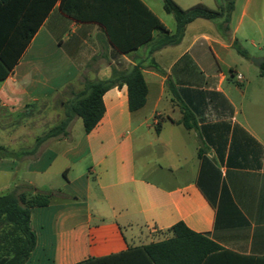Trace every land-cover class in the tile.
<instances>
[{
  "label": "crops",
  "instance_id": "0c3cea01",
  "mask_svg": "<svg viewBox=\"0 0 264 264\" xmlns=\"http://www.w3.org/2000/svg\"><path fill=\"white\" fill-rule=\"evenodd\" d=\"M141 1L175 31L162 17L163 0ZM250 1L242 3L227 37L216 22L196 19L178 45L153 53L159 30L123 51L104 26L65 14L59 1L54 5L0 81V119L3 113L24 114L71 86L68 101L86 81H107L113 69L123 72L136 64L148 93L145 105L130 112L127 86H114L104 93V115L90 133L71 137L72 121L67 135L38 157L0 159V177L14 182L0 188L6 190L0 196L53 193L49 205L30 210L36 245L25 264H78L160 242L178 222L224 250L264 255V84L257 80L252 87L249 66L238 73L225 61ZM143 18L123 20L115 35L121 44L133 43V24L140 27L137 38L147 35ZM184 111L192 128L182 123ZM85 159L88 171L71 177Z\"/></svg>",
  "mask_w": 264,
  "mask_h": 264
},
{
  "label": "trees",
  "instance_id": "16d2710c",
  "mask_svg": "<svg viewBox=\"0 0 264 264\" xmlns=\"http://www.w3.org/2000/svg\"><path fill=\"white\" fill-rule=\"evenodd\" d=\"M58 1L60 9L76 20L94 21L104 26L110 40L123 51L132 50L151 40L153 31L159 30L162 35L155 42L151 53L167 46L178 45L187 25L196 19L216 22L218 31L223 37H227L231 13L235 7L234 0H225L217 9L202 3L184 9L174 0H163L164 11L171 14L176 23L175 31L170 32L141 0H0V81L8 77ZM140 14L146 15L143 25L147 35L137 38L140 27L138 23L133 24L129 29L135 36L133 43L121 44L115 35L122 28L123 20L131 16L139 18ZM232 46L242 57L249 58L237 41ZM153 66L158 70L155 64ZM259 74L264 78V62L260 66ZM123 84L127 86L130 112L141 109L146 103L148 93L141 65L136 64L123 72L113 69L112 76L107 81L85 82L84 90L65 103L64 120L44 136L38 137L35 148L49 138L66 136L68 126L76 118L82 120L84 132L90 133L104 115V93ZM182 123L186 128L194 125L187 111L183 113ZM11 155L13 154L0 146V159ZM52 198V192L40 191L29 198L25 192H10L0 196V264L26 263L36 245V234L30 226V210L33 207L49 205ZM170 232L172 236L169 239L130 247L116 254L90 258L78 264H207L209 260L216 258L225 260L222 263L226 264H264V255L242 256L224 250L204 235L190 230L183 222L174 224ZM229 258H234L235 261H228L232 260Z\"/></svg>",
  "mask_w": 264,
  "mask_h": 264
},
{
  "label": "rangeland",
  "instance_id": "374dc122",
  "mask_svg": "<svg viewBox=\"0 0 264 264\" xmlns=\"http://www.w3.org/2000/svg\"><path fill=\"white\" fill-rule=\"evenodd\" d=\"M182 8L188 9L198 4V0H174ZM204 5L209 8L217 9L219 5L224 4L225 0H201ZM246 0H234V10L231 13V20L229 22V30L234 27L240 17V11L242 3ZM162 17L168 27L174 30L176 23L174 17L171 14H167L162 11ZM251 18L258 20V24H252ZM238 45L244 49L249 58L241 57L237 50L233 47L229 56H226L225 61L237 69L238 73H243L242 67L249 66L247 72L248 77L252 81V87L257 84V80L264 84V78L258 77L260 73V67L252 62L253 58H264V0H251L247 15L243 19V23L239 28L236 35ZM237 73V74H238ZM236 74V75H237ZM75 91L74 87L66 86L60 92L52 97L41 100L40 102L31 105L27 112L20 115H9L3 113V119H0V144L10 152L11 157L17 156L19 159L36 158L46 147L48 148L54 142L62 139L64 136L59 135L42 142L35 150H32L37 142L38 137L44 136L50 129L59 125L65 118V103L70 97L71 92ZM64 103V104H63ZM84 134L83 123L80 118L74 120V133L71 137H80ZM9 158V157H5ZM90 165L89 159H85L79 169H75L71 177L76 176L80 171H88ZM22 171V168L20 169ZM23 173H20L22 176ZM61 178H63L61 176ZM13 181L4 182V179L0 177V188L6 185H13ZM6 190L0 191V195L5 193ZM39 236L46 234L45 229L38 230ZM38 252V251H37Z\"/></svg>",
  "mask_w": 264,
  "mask_h": 264
},
{
  "label": "water",
  "instance_id": "95a60500",
  "mask_svg": "<svg viewBox=\"0 0 264 264\" xmlns=\"http://www.w3.org/2000/svg\"><path fill=\"white\" fill-rule=\"evenodd\" d=\"M252 62L260 67L262 63L264 62V58H253Z\"/></svg>",
  "mask_w": 264,
  "mask_h": 264
},
{
  "label": "built area",
  "instance_id": "2783aa9c",
  "mask_svg": "<svg viewBox=\"0 0 264 264\" xmlns=\"http://www.w3.org/2000/svg\"><path fill=\"white\" fill-rule=\"evenodd\" d=\"M237 78H238L239 80H241V79H242V75H241V74H238V75H237Z\"/></svg>",
  "mask_w": 264,
  "mask_h": 264
}]
</instances>
